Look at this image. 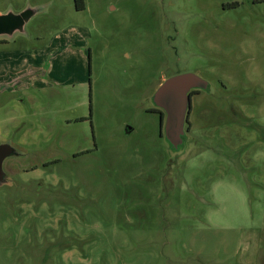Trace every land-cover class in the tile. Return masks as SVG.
<instances>
[{"label":"rangeland","instance_id":"374dc122","mask_svg":"<svg viewBox=\"0 0 264 264\" xmlns=\"http://www.w3.org/2000/svg\"><path fill=\"white\" fill-rule=\"evenodd\" d=\"M82 3L0 0L37 10L0 35V264H264V0ZM186 72L174 151L145 110Z\"/></svg>","mask_w":264,"mask_h":264},{"label":"water","instance_id":"95a60500","mask_svg":"<svg viewBox=\"0 0 264 264\" xmlns=\"http://www.w3.org/2000/svg\"><path fill=\"white\" fill-rule=\"evenodd\" d=\"M36 12L34 8H26L19 13L0 14V35L22 32ZM207 86L208 83L196 74L182 73L167 78L154 92L152 101L164 112L163 135L172 150H178L183 144L185 120L190 109V90H204ZM15 155L17 151L9 143L0 144V185L9 182L3 163Z\"/></svg>","mask_w":264,"mask_h":264},{"label":"flooded vegetation","instance_id":"af4514ba","mask_svg":"<svg viewBox=\"0 0 264 264\" xmlns=\"http://www.w3.org/2000/svg\"><path fill=\"white\" fill-rule=\"evenodd\" d=\"M74 2H75V4H76V8L77 9H79L77 6L78 5H80V4H83L82 3V0H74ZM83 8H84V5H83ZM163 19H164V21L162 22V25H161V34H163V37H164V43H165V45H166V47L168 48V49H170L171 50V53H172V51H173V49H174V34H175V32L177 31V33L176 34H178V31H179V28L177 27V25L172 21V19L170 18V16L168 15V13H164L163 14ZM181 49H182V41H181ZM178 70H180V69H178ZM177 70V71H178ZM186 73H188V72H186ZM178 74H182V73H177V74H175V75H178ZM163 82H160V84L158 85V87L162 84ZM157 87V88H158ZM207 88H208V86H207ZM207 88L206 89H204V90H207ZM156 91V90H155ZM200 91H202V89H192V90H190V92H189V98H191L194 94H197V93H199ZM154 92V91H153ZM154 94V93H153ZM153 94L150 96V98H149V102H150V106L148 107V108H146V110L145 111H147V112H150V113H152V114H155L158 118H159V121H160V129L162 130V127H163V121H164V112L161 110V109H159L158 107H156L155 105H154V103H153V101H152V96H153ZM185 123H186V120H185ZM5 143H7V142H5ZM10 184H12V182L10 183V180H9V182L8 183H3L2 185H10ZM2 185H0V186H2Z\"/></svg>","mask_w":264,"mask_h":264},{"label":"trees","instance_id":"16d2710c","mask_svg":"<svg viewBox=\"0 0 264 264\" xmlns=\"http://www.w3.org/2000/svg\"><path fill=\"white\" fill-rule=\"evenodd\" d=\"M77 7H78L79 9H82V8H83V4H80V5H78ZM189 112H190V109H189V111H188V114H189ZM188 114H187V115H188ZM186 121H187V116H186ZM185 124H186V123H185Z\"/></svg>","mask_w":264,"mask_h":264}]
</instances>
